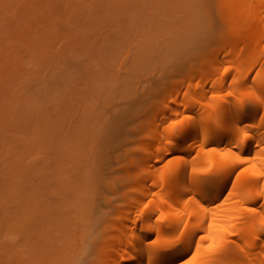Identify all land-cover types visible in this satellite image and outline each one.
Instances as JSON below:
<instances>
[{
	"label": "bare ground",
	"instance_id": "1",
	"mask_svg": "<svg viewBox=\"0 0 264 264\" xmlns=\"http://www.w3.org/2000/svg\"><path fill=\"white\" fill-rule=\"evenodd\" d=\"M221 1L217 12L228 29L219 40L199 45V63L192 57L177 73L162 71L175 79L162 81L164 75H158L157 86L128 100L131 93L123 83L132 82L116 74L121 83L113 90L127 95L122 94L126 101L120 108L117 103L124 101L113 96L116 110L108 111L109 117L122 119L109 130L106 124L95 128L93 118L88 121L95 114L86 113L99 101L91 103V87L102 86V94L96 92L100 99L109 90L106 74L107 80L95 78L106 82L84 83L55 109L33 112L38 123L25 113L26 84L6 92L7 134L16 114V123L32 131L23 161L15 170L9 166L13 161L5 166L10 230L20 226L24 214L27 227L38 231L31 239H44L38 236L42 221L53 228L54 241L68 238L75 226H68V201L73 206L83 200L75 193L60 199L68 185V139L79 138L80 129L94 137L95 128L94 138L113 143V154L107 172L95 176L97 163L90 166L85 218L94 229L82 257L87 264H264V0ZM194 66H199L195 75L189 73ZM54 135L57 140L49 144ZM6 142L10 157L12 138ZM51 146H63L64 153L52 157ZM99 207L105 211L94 214ZM6 264L23 262L14 258Z\"/></svg>",
	"mask_w": 264,
	"mask_h": 264
},
{
	"label": "rangeland",
	"instance_id": "2",
	"mask_svg": "<svg viewBox=\"0 0 264 264\" xmlns=\"http://www.w3.org/2000/svg\"><path fill=\"white\" fill-rule=\"evenodd\" d=\"M223 2L221 0H0V264L9 263L14 258L21 259L23 264H87V259L82 257L88 254L87 246L90 242L88 236L94 229V226L87 224L85 218L88 202L86 190L90 188L89 173L92 170L90 166L97 163L93 168L95 176L107 172L106 162L113 154L109 149L113 143H104L102 138H94L95 135L97 136L96 126L106 124L108 129L114 122L117 123L119 118L112 120L109 114L116 110L113 103L119 101L118 97L123 100L122 96L127 95L113 90L118 86L114 83L124 81L125 78L132 82V85L126 80L123 83L127 84L126 91L131 93L130 96H125L128 100L136 91L148 89L147 87L151 85L157 86L156 79L160 77L158 75H164L165 70L168 73V70L177 73L192 57H195V62L199 63L200 59L197 56L199 45L208 40H219L228 29L227 23L220 20L217 12ZM208 27H212L213 32H205V28ZM198 69L199 66H194L189 73L195 75ZM173 73L171 74L174 75ZM97 74L98 77L99 75L104 77V74L111 77L106 82L105 75L104 78H100V82H97L99 81L95 79ZM111 74L115 76L112 77ZM116 74H119L120 81L116 80ZM161 77H164L160 79L162 81L168 78L167 74ZM171 78L168 79H175V77ZM101 81L106 82L105 88L109 90L104 89L103 86L102 92L107 93L100 95V99L98 94H102L99 92L102 86H97V89L100 88L98 90L91 87L89 91L91 103L95 102L93 99L96 98L99 101L93 103L96 107L93 105V108L90 105L87 107H91L89 110L92 113L89 110L86 112L90 113L88 115L95 114L93 117L88 116V121L93 118V122L92 120L89 122L97 128L92 130L94 137L88 136L87 129L84 131L80 129L79 138L75 134L72 141L68 139V185L60 199L66 201L72 193L83 196V200H76L73 206L68 201V216H71L70 220L68 219V226L75 224L68 230V238L65 240L58 238L54 241L51 238L54 234L53 228L42 221L43 224L39 226L42 233L38 236L44 239H31L30 236H36L38 231L27 227L24 214L21 216L20 226L15 223L10 230L5 189L2 185L5 166L7 162L13 161L9 166L15 170L19 166V161H23V152L28 149L32 131L30 132L31 127H21L16 123L19 116L16 114L12 133L7 134L6 111L3 104L6 102L3 101V96L8 90L14 93L17 83L26 84L29 92L25 113L31 115V120L34 119L33 123L35 121L38 123L33 112L51 111L56 105H62L58 101L64 103L62 101L64 98L68 96L66 98L68 99L73 95L72 93L77 92V89H82L84 83L96 86L103 83ZM110 86L113 88L110 89ZM74 87L76 88L73 89ZM122 90L125 92V89ZM111 91L117 93H110ZM70 93L72 95H69ZM113 96L116 101L113 100L115 99ZM125 101L117 103V108L122 107ZM92 109L100 111L95 110V112ZM108 111L111 112L108 114ZM27 118L29 119L25 121L30 124V116ZM32 129L35 130V127ZM8 136L12 138L14 146L12 153L9 154L10 157L6 145ZM57 137L54 135L48 140L49 144L54 143ZM48 152L52 157L62 154L63 146L59 149L58 146L56 149L51 146ZM82 164L85 166L83 170H86L84 174L80 173ZM80 175L86 176V179L80 181L78 179ZM104 211L105 208L99 207L93 213L100 214ZM17 227H20L19 231ZM31 240L34 242H30Z\"/></svg>",
	"mask_w": 264,
	"mask_h": 264
}]
</instances>
